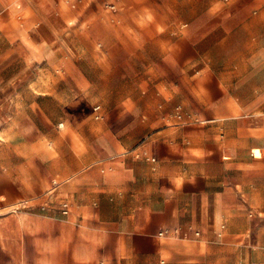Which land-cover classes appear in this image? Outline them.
I'll use <instances>...</instances> for the list:
<instances>
[{
  "label": "crops",
  "instance_id": "1",
  "mask_svg": "<svg viewBox=\"0 0 264 264\" xmlns=\"http://www.w3.org/2000/svg\"><path fill=\"white\" fill-rule=\"evenodd\" d=\"M0 264H264V0H0Z\"/></svg>",
  "mask_w": 264,
  "mask_h": 264
},
{
  "label": "rangeland",
  "instance_id": "2",
  "mask_svg": "<svg viewBox=\"0 0 264 264\" xmlns=\"http://www.w3.org/2000/svg\"><path fill=\"white\" fill-rule=\"evenodd\" d=\"M193 19L199 22V24H200V28H201V26H202V22H203V20H204V18L202 17V15H201V14H198V15H196V17L188 18L187 20H193ZM150 21H153V22H157V21H158V22H160L161 26H162L163 29H164V25H163V23L161 22L160 19L150 18ZM182 26H183V24L180 23V24H179V28H181ZM159 29H161V27H159L158 30H159ZM156 32H157V31H156ZM201 38H202V31H200V34L195 35V40H194L195 44H197L199 41H201ZM180 84H181V83H180ZM255 153H256L257 157H261V156H262V153H261L260 150H256Z\"/></svg>",
  "mask_w": 264,
  "mask_h": 264
},
{
  "label": "built area",
  "instance_id": "3",
  "mask_svg": "<svg viewBox=\"0 0 264 264\" xmlns=\"http://www.w3.org/2000/svg\"><path fill=\"white\" fill-rule=\"evenodd\" d=\"M95 110H96V111H99V110H100V107H99V106H98V107H96V108H95Z\"/></svg>",
  "mask_w": 264,
  "mask_h": 264
},
{
  "label": "bare ground",
  "instance_id": "4",
  "mask_svg": "<svg viewBox=\"0 0 264 264\" xmlns=\"http://www.w3.org/2000/svg\"><path fill=\"white\" fill-rule=\"evenodd\" d=\"M120 155V154H119ZM60 183V182H59ZM48 191V190H47ZM19 204V203H18Z\"/></svg>",
  "mask_w": 264,
  "mask_h": 264
}]
</instances>
